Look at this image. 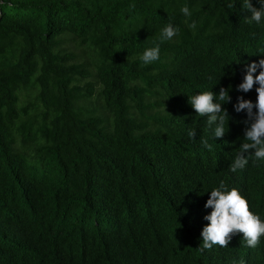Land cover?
<instances>
[{
	"label": "trees",
	"instance_id": "obj_1",
	"mask_svg": "<svg viewBox=\"0 0 264 264\" xmlns=\"http://www.w3.org/2000/svg\"><path fill=\"white\" fill-rule=\"evenodd\" d=\"M243 3L0 0V264H264V236L199 251L221 181L264 219V161L230 171L246 142L233 105L257 95L236 90L242 68L264 58ZM169 23L179 34L160 43ZM221 87L216 140L188 97Z\"/></svg>",
	"mask_w": 264,
	"mask_h": 264
},
{
	"label": "clouds",
	"instance_id": "obj_2",
	"mask_svg": "<svg viewBox=\"0 0 264 264\" xmlns=\"http://www.w3.org/2000/svg\"><path fill=\"white\" fill-rule=\"evenodd\" d=\"M261 7H254L251 0H244L243 9L250 13L246 16V22L257 25L264 23V0H260ZM232 3L228 7H233ZM186 17H191L192 12L188 5H183L180 9ZM191 29L196 28V22L189 24ZM179 34V29L169 23L165 25L160 33V43L172 39ZM140 59L145 63H152L160 59L159 43L146 48ZM258 73V74H257ZM243 79L237 85V91L247 93L255 86L256 100L245 99L243 96L237 97V102L233 105L236 113L246 111L247 119L244 121V140L235 159L230 165V171L235 173L238 169H244L249 163L251 154L255 161H264V58L257 61L244 63L242 68ZM231 97L228 88L221 87L219 93L212 90L201 91L198 94L188 97V103L195 110L196 114L206 117V124L212 130L213 137L217 140L224 136L225 124L229 113L222 105L229 103ZM255 109V111H253ZM188 135L193 139L196 136L195 130L189 131ZM203 147L212 150L213 145L207 138H201ZM254 150V151H250ZM204 207L210 208L211 212L203 217L209 223L202 229V245L199 251L211 250L214 245L228 247L232 237L238 233L243 234V240L248 247L255 248L260 238L264 236V219L249 210V203L242 197L238 188L229 187L224 181L219 186L210 191ZM232 264H245L244 259H233Z\"/></svg>",
	"mask_w": 264,
	"mask_h": 264
},
{
	"label": "rangeland",
	"instance_id": "obj_3",
	"mask_svg": "<svg viewBox=\"0 0 264 264\" xmlns=\"http://www.w3.org/2000/svg\"><path fill=\"white\" fill-rule=\"evenodd\" d=\"M25 96L22 97V100H23V104L25 105L27 103V101L25 100Z\"/></svg>",
	"mask_w": 264,
	"mask_h": 264
}]
</instances>
